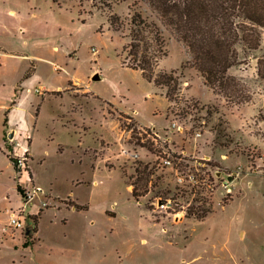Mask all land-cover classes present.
<instances>
[{
    "label": "rangeland",
    "instance_id": "obj_1",
    "mask_svg": "<svg viewBox=\"0 0 264 264\" xmlns=\"http://www.w3.org/2000/svg\"><path fill=\"white\" fill-rule=\"evenodd\" d=\"M133 2L0 0V264H264V80L257 74L264 28L259 48L228 69L250 96L235 103L205 84L186 45L137 1L135 8L164 38L165 55L155 70L178 76L169 100L166 87L125 64L132 61L122 46ZM112 13L119 15L120 30L108 22ZM61 89L68 90L53 92ZM13 106L10 126L30 129L13 139L27 145L31 138L33 153V177L23 173L20 182L30 177L38 188L25 207L31 221L39 212L27 233L2 228L8 209L22 201L5 153L12 148L3 122ZM128 117L130 125L154 128L160 137L141 143L128 131ZM124 147L139 157L119 154ZM163 156L205 182L178 188L172 166L156 168ZM138 160L148 162L152 174L135 200L127 183L135 179ZM203 198L206 215H186Z\"/></svg>",
    "mask_w": 264,
    "mask_h": 264
},
{
    "label": "trees",
    "instance_id": "obj_2",
    "mask_svg": "<svg viewBox=\"0 0 264 264\" xmlns=\"http://www.w3.org/2000/svg\"><path fill=\"white\" fill-rule=\"evenodd\" d=\"M137 1L139 0H134L130 4L131 18L127 33L129 40L122 46V53L130 55L132 61L125 63L122 60L121 63L140 70L142 77L152 81L156 86L166 87V97L174 100L178 76L174 74V70H155L158 59L165 55L162 32L155 22L148 20L138 8H135L139 3ZM141 1L147 3L149 8L158 14L162 23L186 45L191 53V63L201 73L205 84L215 93L235 103L249 99V94L244 92L242 80L229 74L228 69L243 62L252 50L259 48L261 29L264 28V0ZM108 22L114 30L122 28V22L116 13L109 15ZM257 74L264 80V57L257 59ZM209 112L210 110H207V113ZM6 122L5 114L3 124ZM145 142L153 144L150 138H146ZM7 157L14 164V156L7 153ZM151 174L152 168L148 162L140 160L136 162L135 179L127 183L132 184L131 193L135 200L147 191L146 185ZM16 186L20 193V185ZM73 206L75 209L86 207L76 204ZM208 211L209 206H206L203 198L196 206H188L186 215L201 219ZM38 215L39 212L33 215L35 225L38 222ZM36 230L37 228H34V232Z\"/></svg>",
    "mask_w": 264,
    "mask_h": 264
},
{
    "label": "built area",
    "instance_id": "obj_3",
    "mask_svg": "<svg viewBox=\"0 0 264 264\" xmlns=\"http://www.w3.org/2000/svg\"><path fill=\"white\" fill-rule=\"evenodd\" d=\"M91 52L92 54H96L97 53V49L92 47L91 48ZM56 67V66H54ZM39 93H40V89H36ZM42 93V92H41ZM127 124L130 126L128 131L131 133H135V135H137V139L143 143L145 141L146 138H152V139H156L157 137H160V135L157 133L156 130H154V128H145L142 126H134V124L130 125L131 122V118H127ZM177 128L179 131H182V126L179 124H176L175 122L171 123V128ZM197 135L200 134V132L196 133ZM12 140V139H11ZM15 145L19 146V142L16 140L15 141ZM27 153V148L25 147L23 152H21L20 154H14V167L16 172L18 173V178L19 180L21 179V176L23 173H28L29 174V157L26 155ZM119 154L125 155L127 158L130 159H134L136 160L139 157V152L135 149H128V148H121L119 151ZM181 158V156H179ZM161 160L159 163L156 164V168H163L164 166H172V170L174 171V178H175V184L178 186V188L181 187H195V186H200L202 185V183H204V179L199 177V174L194 172L193 170H188V171H184L180 168V165L178 164L179 161L175 162L172 158H169L168 156H163L160 157ZM173 164V165H172ZM206 182H208L209 185H213L215 183V178H207ZM20 195H21V203L19 204V206H17L15 209L13 208H9L8 209V220L7 223L5 224V226H2V228L4 227V229H6L7 227H12V228H18L20 229L22 232L25 230V228L28 226V229H33L34 225L32 224L33 221H31V218L25 214V207L32 201V199L34 198V195L38 192V188L34 185V183L32 182V180L29 178H27V181L25 182V184H21L20 182ZM219 186L221 188L224 189H228V182L226 179H221V181L219 182ZM156 199L158 200L159 198L156 197ZM167 200V199H165ZM46 201H42L40 204V210H41V206H45L46 205ZM169 204H173V202H171V200L168 201V203L166 204L167 206Z\"/></svg>",
    "mask_w": 264,
    "mask_h": 264
},
{
    "label": "crops",
    "instance_id": "obj_4",
    "mask_svg": "<svg viewBox=\"0 0 264 264\" xmlns=\"http://www.w3.org/2000/svg\"><path fill=\"white\" fill-rule=\"evenodd\" d=\"M94 70H96V69H94ZM93 70V71H94ZM76 81H78V80H76ZM81 83V82H80ZM80 89H83V90H86L87 91V89H88V87H85V86H81L80 87ZM66 90H68V89H61V90H58V91H60L59 92V95L60 96H62V94L66 91ZM57 91V90H56ZM56 91H53V92H56ZM62 91H63V93H62ZM41 92H43V91H41V89H40V93ZM50 92V91H49ZM47 93V95H48V97L49 96H51V95H54L53 94V92H51V93ZM88 92V91H87ZM44 93H45V91H44ZM89 93V92H88ZM41 95H42V93H41ZM44 95V94H43ZM92 96H94V94H92ZM43 100V99H42ZM16 105V104H15ZM14 105V106H15ZM14 106L12 107V108H10L9 109V112H8V115H7V128H8V131L11 133L12 132V140H11V136H9V142H7L8 144H10L11 145V148H12V152L14 153V154H20V153H17V152H15V150H14V146H15V139H13V136L16 134V135H18L19 137H21V135H22V133L23 132H25V133H27V131H29L30 129L29 128H27V125H25V124H23L22 125V128H21V125H19V127H18V129H16L15 127L13 128V127H11L10 125H11V123H12V117H11V110L14 108ZM19 124H21V121H20V123ZM26 136H28V134H26ZM25 136V137H26ZM15 140V141H14ZM18 142H19V146H24L23 147V150H24V148L26 147L27 148V154H28V157H29V160H31V157L33 156V153H32V151H31V138H30V140H29V142H28V144L27 145H23L19 140H17ZM16 146H18V145H16ZM0 149H2L1 147H0ZM11 151H5V153H9V152H11ZM23 152V151H22ZM29 171H30V168H29ZM30 174H31V176H32V172L30 171ZM14 175H15V178H17L18 179V182H17V184H20V180H19V178L16 176V170L14 169ZM33 177V176H32ZM127 186H128V188L130 189V185H128L127 184ZM130 191H131V189H130Z\"/></svg>",
    "mask_w": 264,
    "mask_h": 264
},
{
    "label": "water",
    "instance_id": "obj_5",
    "mask_svg": "<svg viewBox=\"0 0 264 264\" xmlns=\"http://www.w3.org/2000/svg\"><path fill=\"white\" fill-rule=\"evenodd\" d=\"M93 78L94 79H96V78H99V74L96 72L94 75H93ZM9 136H11L12 137V132L11 133H9ZM28 226L25 228V232L27 233L28 232Z\"/></svg>",
    "mask_w": 264,
    "mask_h": 264
}]
</instances>
